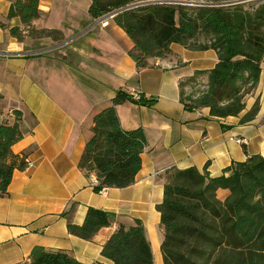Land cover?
<instances>
[{
  "label": "crops",
  "instance_id": "1",
  "mask_svg": "<svg viewBox=\"0 0 264 264\" xmlns=\"http://www.w3.org/2000/svg\"><path fill=\"white\" fill-rule=\"evenodd\" d=\"M11 0H0V122L15 120L22 138L11 149L25 154L30 167L14 170L0 196V264H27L36 245L65 252L79 262L111 261L102 246L119 227L139 220L154 264H163L164 228L157 205L163 200L166 171L195 167L211 177L232 162L264 156V58L258 83L238 116L212 117L208 108L187 110L180 83L218 62L214 49L194 50L170 44V53L138 67L129 54L134 42L114 20L93 19L90 0H39L35 29L50 35L11 36L20 19H6ZM207 75L197 77L206 83ZM153 99L151 105L126 100L116 105L123 129L141 128L147 145L132 184L94 190L96 178L78 166L92 134L94 115L112 103L118 90ZM259 101L255 118H240ZM17 118V119H16ZM244 139L239 143L237 139ZM225 174H227L225 172ZM220 200L229 190L219 188ZM89 207L112 214L110 224L86 240L70 234L69 222L81 225Z\"/></svg>",
  "mask_w": 264,
  "mask_h": 264
},
{
  "label": "trees",
  "instance_id": "2",
  "mask_svg": "<svg viewBox=\"0 0 264 264\" xmlns=\"http://www.w3.org/2000/svg\"><path fill=\"white\" fill-rule=\"evenodd\" d=\"M143 1L90 0L88 12L98 19ZM202 1L192 8L170 2L148 3L113 18L134 42L129 54L138 67L150 65V58L169 54L173 42L194 50L214 49L218 62L212 69L196 71L181 82L180 100L187 110L208 108L212 117L238 116L245 109V96L260 77L264 0L251 10L241 0ZM38 6L39 0H11L6 19L18 17L23 26L10 27L11 36L22 40L34 33L55 32L32 26L40 15ZM0 28H6V24L0 22ZM201 74L207 75L206 83L197 82ZM126 100L136 101L125 90H118L111 105L93 117L92 134L78 166L88 177L95 176L96 192L132 184L141 168V153L147 145L145 133L141 128L123 129L116 112V105ZM153 101L143 97L136 102L149 106ZM258 111L256 100L240 123L252 121ZM21 138L16 120L12 124L0 122V196L7 193L14 170L26 168V155L11 149ZM219 188L229 190L223 201L216 194ZM157 210L164 228L163 264H264V156L254 154L232 162L217 177L195 167L168 169ZM111 218L109 212L89 207L83 223L69 222L67 229L90 240L110 224ZM101 254L110 264H154L139 220L127 227L119 225L103 244ZM29 258L27 264H84L65 252L38 245Z\"/></svg>",
  "mask_w": 264,
  "mask_h": 264
},
{
  "label": "rangeland",
  "instance_id": "3",
  "mask_svg": "<svg viewBox=\"0 0 264 264\" xmlns=\"http://www.w3.org/2000/svg\"><path fill=\"white\" fill-rule=\"evenodd\" d=\"M147 1V0H145ZM143 1V2H145ZM176 1H180L181 3H178V4H182V5H185L189 8H192V7H196L198 6L200 3H202L203 1L202 0H176ZM157 2H170V3H174V4H177L175 3V0H157L155 3ZM240 2H244L245 4V7L249 10L253 9L258 3L261 2V0H241ZM35 36H38L40 35L39 33H34ZM25 37V36H24ZM23 37V38H24ZM202 39V38H200Z\"/></svg>",
  "mask_w": 264,
  "mask_h": 264
},
{
  "label": "water",
  "instance_id": "4",
  "mask_svg": "<svg viewBox=\"0 0 264 264\" xmlns=\"http://www.w3.org/2000/svg\"><path fill=\"white\" fill-rule=\"evenodd\" d=\"M156 1H157V0H147V1H145V2H138V3H135V4L128 5V6L124 7V8H120V9H118V10H115V11H113V12L107 14V15H108V16H114V15H116L117 13H119V12H121V11H124V10L130 9V8H133V7H137V6H139V5H144V4H148V3H155ZM175 3H181V2L175 0Z\"/></svg>",
  "mask_w": 264,
  "mask_h": 264
},
{
  "label": "built area",
  "instance_id": "5",
  "mask_svg": "<svg viewBox=\"0 0 264 264\" xmlns=\"http://www.w3.org/2000/svg\"><path fill=\"white\" fill-rule=\"evenodd\" d=\"M201 88L204 89V86H201ZM132 98H133L134 100L138 101V100L141 99V96L139 95L138 92H134V93L132 94ZM237 141H238L239 143H242V142H244V139L240 138V139H237ZM25 162H26V167H30V166L32 165V161L29 160L28 158H25ZM96 184H97V181H96ZM96 184H95V185H96ZM101 190H102V189H101Z\"/></svg>",
  "mask_w": 264,
  "mask_h": 264
}]
</instances>
